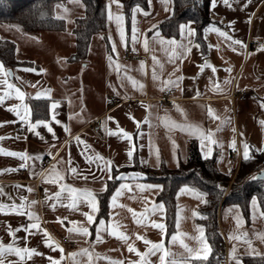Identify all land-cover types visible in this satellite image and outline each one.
<instances>
[{"label":"crops","instance_id":"1","mask_svg":"<svg viewBox=\"0 0 264 264\" xmlns=\"http://www.w3.org/2000/svg\"><path fill=\"white\" fill-rule=\"evenodd\" d=\"M148 2V1H147ZM109 0H106V5ZM121 4V3H120ZM122 5V4H121ZM136 6V5H135ZM134 7V6H133ZM132 7V8H133ZM141 7V6H140ZM173 0H152L151 6L141 7L143 11L136 14V27L139 43L135 45V56H126V50H132V11L129 23L126 25L123 7H117L116 3L111 4V11L115 14H123V28L125 30L126 45H120L119 33L115 20L109 21L105 6V27L104 32L97 33L109 43L118 45V55L106 54L103 63V84L101 90L91 89L90 91H76L75 87L68 83V73L65 67H77L86 69L93 65L90 63L89 50L88 58L84 61H76L73 57L74 35L72 28L68 29L70 34L64 31H44L36 34H20V44L16 45L17 57L20 61L31 62L29 65H17L11 68V76L7 79L21 89L25 95V102L29 98H35L38 91L50 89L48 104L52 100L58 101L56 116L61 120V124L56 125L52 121L53 133L47 132L43 126L36 128L35 132H30L27 122H21L14 112L8 110L12 104L19 103L14 90L13 95L0 103V149L7 151H26L30 157H35L39 152L43 158L40 160H21L19 157H12L0 153V204L5 206L0 212V240L7 244L12 237L7 232L8 225L13 228L21 223H39L41 230L33 229L35 235L26 234L23 230L17 233L20 238L17 244L20 247L27 244L29 247L37 248L43 256L35 255L31 260H25L22 264H49L48 256L59 258V249L53 251L46 247L43 242V230H47L54 241L59 243L63 237L74 242V247L64 251V259L61 264H111V261H122L128 264L129 261L138 260L135 252L128 251V244L116 236L109 234L107 230L100 233L101 240L96 241L95 228H89V235L70 231V229L87 226L83 212L90 211L88 206L81 202L77 209L69 208L70 200L68 192L61 193L59 200L53 198L56 191H60L61 184H67L78 189H89L99 192L103 185L100 179L93 180L88 174L91 172L98 177L106 174L101 173L98 167L99 161L93 159L88 161L87 157H95L97 154L105 160L111 159L119 165L118 169L132 165L127 163L125 140L117 135H110L109 130H117V124L127 131H134L136 124L129 119L126 113H131L137 120L143 121L148 117L147 123H141V136L135 141L137 147L138 160L141 166L158 168L165 164L168 168L177 167V159L185 161L187 157V147L190 140H195L201 154L200 140L188 130H182L179 125L199 126L207 133L213 132V139L218 144H213L212 156L215 155L216 167L225 174L236 172L238 162L232 160L230 155L235 148L228 145L235 142L239 145L240 161L243 158V143H247L250 148V155L257 152V149H264V27L256 29L254 32V14L264 8V0H230V6L224 4V0H217L215 9L210 7V17L215 22V26L226 32L233 39L243 42L237 45L236 51L232 50L231 42L226 37H220L216 32L205 33L207 48L202 52L200 48L194 47L196 43L192 39V51L183 57H170L168 55L172 49L167 51L161 46L151 41L152 26L157 25L162 19L172 13ZM144 13H147L145 15ZM231 22V26H229ZM194 28L192 23H182ZM109 35L112 42L108 40ZM162 36H164L161 33ZM149 37V51H145L142 41ZM176 41L188 43L187 27L183 36L181 29ZM49 39L46 41V39ZM67 39L71 43V48L67 51L60 42ZM51 40V41H50ZM249 41H262V45L249 47ZM40 43V47L46 48L44 51H31L30 44ZM211 45V47H209ZM219 45V48L216 46ZM67 51V52H66ZM109 55L112 56L113 63L109 66ZM153 56L156 60H153ZM207 59L216 68L213 73L210 68L201 71L198 67L200 63ZM143 61V67H141ZM117 63L120 65L117 70ZM1 64V63H0ZM230 68L231 71H225ZM25 69H36V71H25ZM44 69L43 72L39 71ZM76 71H78L76 69ZM155 71L156 78H153ZM3 72L7 73L3 66ZM185 77L179 87L167 86L165 81L174 80L179 76ZM132 77L129 80L128 77ZM19 77V79H17ZM0 73V79H3ZM225 81H229L225 83ZM219 85V90H214ZM90 85L88 84L87 87ZM4 86L0 84V95L4 94ZM248 91L247 98L242 101L231 100L232 92ZM197 92L200 94L197 95ZM118 100V102H116ZM29 104V103H28ZM30 105V104H29ZM31 107V106H30ZM213 110L210 116L208 108ZM113 117L108 120L107 117ZM34 122V119H33ZM97 122L99 129H94L93 124ZM64 125L69 131L64 130ZM175 125V126H174ZM219 130L217 131V129ZM242 134V135H241ZM88 145L78 143L76 137ZM174 141V143H173ZM143 144L144 147L139 145ZM49 148L51 155L48 154ZM157 153L160 164L157 166ZM202 156V154H201ZM211 156V157H212ZM69 157L72 158V166L77 168L76 173L69 170L67 163ZM175 157V158H174ZM148 163H141V160ZM49 160L50 164L43 169L40 162ZM26 166L21 168L20 164ZM121 172V171H120ZM132 172V171H123ZM57 173L62 179H57L56 183L51 180L56 178ZM119 173H117L118 175ZM88 176L87 179H84ZM37 180V184L36 181ZM131 185V189L123 190V194L118 197L116 204L108 207L105 216L106 225L118 226V230L128 236V243H133L140 251H145V244L142 240H137L136 235L145 236L148 240L157 242L161 239L159 229L151 227V221L165 222V213L147 214L144 224H137L133 217L134 210L137 214L143 212L146 207H151L152 203H159L156 196L159 190L136 189L131 181H125ZM140 183L157 184L139 180ZM37 187L42 190V197L36 196ZM29 189H32L29 191ZM114 191V189H113ZM112 193L110 194V196ZM21 197L25 198L22 211L23 216L11 212L8 208L11 204L21 205ZM146 198V199H145ZM35 201L36 203H32ZM176 213L177 207L180 209L179 227H177L175 216L174 231L164 237L165 246L177 255L184 252L180 246L179 239H183L189 246L195 247L196 243L185 236H179L175 243L169 244L173 233H187L189 236L195 235V225H201L197 217H192V211L204 203L191 195L175 196ZM249 201V218L247 219L240 208H234L236 204H227L220 208L218 222L222 236L224 237V258L222 264H236L234 259H230L229 252L233 245L237 248V256L242 260V256L248 255L247 245L242 241L229 239V234L233 237L238 234L247 233V239L252 241L255 249L264 253V242L258 238V234L264 233V212L259 205L258 211L253 219V210ZM259 204V203H258ZM123 205V207H121ZM231 209V211H229ZM33 213V219H29L27 213ZM242 217V223L237 227L235 217L237 214ZM59 218V219H58ZM28 236L27 240L23 238ZM81 249H88L92 253V260L89 262L87 254L78 255L75 259L70 258L68 253H79ZM252 256V255H249ZM108 257L110 259H105ZM7 259L15 264L17 257L8 255ZM153 264H159L158 255L150 257ZM243 264V261H242Z\"/></svg>","mask_w":264,"mask_h":264},{"label":"snow or ice","instance_id":"2","mask_svg":"<svg viewBox=\"0 0 264 264\" xmlns=\"http://www.w3.org/2000/svg\"><path fill=\"white\" fill-rule=\"evenodd\" d=\"M75 3H80L81 0H73ZM116 3L117 7L122 8L123 5L120 4V0H109V3L106 5L107 9V18L109 21L115 20L117 25V32L119 33V43L120 45H126V39H125V30L123 28V20L124 16L123 14H113L111 11V4ZM152 0H148V5L151 6ZM217 4V0H210V7L215 9ZM224 4L226 6H230V0H224ZM84 6V5H82ZM57 7H62V5H57ZM65 12L68 10L65 8ZM132 37H131V43L133 45L132 50L136 51L135 45L139 43V37H138V30L136 27V14L137 12L143 11L139 5L134 6L132 9ZM147 15V13H144ZM43 15V13H41ZM62 18V17H57ZM231 26V22L229 24ZM187 27L188 31V43L184 42H177L175 38H165L161 35L160 31L158 30L156 25L152 26V36L151 41L158 43L161 46V49L164 51H167V49L170 47L172 49L171 52L168 53L170 57H183L188 55L189 52L192 51V39L197 35V31L195 28L186 26L184 24L180 25L181 29V35L184 34V29ZM205 33L208 32H216L220 37H226L230 42L232 46V50L236 51L237 45L242 46L243 42L238 39H233L230 35H228L226 32L222 31L220 28L216 27L214 24L209 25L204 29ZM149 37H145L142 41L143 47L145 51H149ZM108 40L112 42V37L109 35ZM194 47L199 48L200 44L194 45ZM211 47V45H209ZM219 48V45L216 46ZM264 50V45L261 46V49ZM112 53H116L118 55V45L115 42H112ZM109 66L113 63L112 56L109 55ZM153 60H156V57L153 56ZM117 70H119L120 65L117 63L116 65ZM141 67H143V61H141ZM199 69L203 71L205 68H210L213 73L216 72V68L209 63L207 59H204L202 63L198 65ZM25 71H36V69H25ZM39 71L43 72L44 69H40ZM225 71H231L230 68H226ZM0 73H3V79H0V84L4 86V94L0 95V103L8 99L10 96L13 95V90L16 99L19 101V103L12 104L8 107V110L11 112H14L15 115L19 118V120L23 122H27V128L30 132H35L37 136L40 135L39 132H36V128L39 126H43L47 129V132L53 133V125L52 121L55 122L56 125L61 124V120L57 118L56 116V109L58 108V101L52 100L50 104H48V115L46 118L43 119H35V115H38V113H34V109L30 107L28 103L25 102V93L21 91L19 87H17L15 84L9 82L7 79L8 76L12 75L9 73L3 72V65L0 64ZM153 78H156L155 71L153 72ZM19 79V77L17 78ZM129 80H132V82L135 84V81L132 77H128ZM185 79L182 75L177 77L174 80H167L165 81V85L167 86H176L179 87L181 84V81ZM229 81H225V83H228ZM214 90H219V85H216ZM200 93L197 92V95ZM41 97H46L48 99H51L50 97V89H43V91H38L35 95L36 99H40ZM264 106V104H262ZM208 113L210 116L213 115V110L209 107ZM126 115L129 117L130 120H132L136 124V128L134 131H127L123 127H120L119 124H117V130L112 131L109 130L110 135H117L120 139H123L126 141L128 147L126 148V156H127V163L131 164L135 160L134 152L137 147L135 141L138 140L141 136V129L140 125L141 123H147L148 117L145 116L143 121L137 120L134 116L131 115V113H126ZM34 119V122H33ZM108 120H112L113 117L109 116L107 117ZM261 124H264V121H261ZM175 126V125H174ZM182 130H188L190 133L194 136H197L200 140L201 145V154L202 158L209 159L212 156V145L218 144L219 142L217 140L213 139V132L211 130H208L207 133L203 129H201L199 126L194 125H179ZM64 130L67 132L69 131L68 126L64 125ZM219 128L217 129V131ZM242 135V134H241ZM76 141L78 143L84 144L85 148L88 147L86 142L81 141L80 137L77 136ZM174 143V141H173ZM141 148L144 147L143 144L139 145ZM230 148H235V142H232L228 145ZM250 146L247 143H243V158L244 160L252 159V156L250 155L249 151ZM257 151H264V149H257ZM0 153H3L4 155L12 156V157H19L21 160L27 161L29 159H35L40 160L43 158L41 153H37L35 157H30L26 151H7L4 149H0ZM48 154L51 155V149L49 148ZM175 158V157H174ZM88 161L91 162L93 159L99 161L98 167L100 169L101 173L106 174L100 175L99 177L93 173H89L88 175L91 176V178L95 181L97 179H100L103 181V185L99 192H93L89 189H78L75 187H72L67 184H61L60 185V191H56L53 194V198L56 200H59L61 197V193L63 191L68 192V199L70 200V203L68 205L69 208L77 209V206L84 202L90 211L83 212L82 215L86 218V224L87 226H82L79 228L70 229V231H75L79 233H83L84 235H89V228L93 227L95 228L96 232V241L99 242L101 240L100 233L102 230H107L110 235L118 237L120 240L125 241V243L128 244V251L129 252H135L137 257H139L138 260L135 261H129L128 264H153V261L150 259L152 256L158 255L159 257V264H196V262H199V264H205V262L208 261V257L210 253L212 252V246L209 243L206 234L205 229L202 225H195V235L189 236L187 233H173L172 239L168 242L169 244L175 243L179 236H185L190 240L195 241L196 246L192 247L189 246L188 243H185L183 239H179L180 246L184 249V252L177 255L176 253L172 252L169 247L165 246L164 237L166 236L168 225L165 222H158L156 220L151 221V227L155 229H159L161 234V239L157 242H153L151 240H148L145 236L137 234L136 239L142 240L145 244V251L140 252L133 243H128V236L125 235L123 232L118 230L117 227H113L111 224L107 226L106 225V219H105V200L101 199V195L104 197H107V205L109 208L114 206L116 204V201L118 197H120L123 194V190L125 189H131V185L129 183H126L125 181H131L136 189H139L141 192L144 190H163V186L160 184H149V183H140L137 182L140 180V178L143 176V173L138 171H132V172H119L117 175V169L119 168V165L115 164L113 160L107 159L105 160L103 157L99 156L97 154L95 157H87ZM159 154L157 153V166L160 164ZM69 165V170L72 173L77 172V168L72 166V158L69 157L67 161ZM141 163L147 164L148 162L145 160H141ZM25 164H20L19 167L23 168L25 167ZM177 167H179V160L177 159ZM88 176H85L84 179H87ZM57 179H62V177L57 173L56 178L52 179V183H56ZM257 179L264 180V171L260 172L259 175H253L249 177V180L255 181ZM108 181H114L115 183L112 185L108 184ZM216 188L218 190V194L222 195L224 192V189L220 185H216ZM114 189V191H113ZM32 189H29L31 191ZM111 192L112 195L108 197V193ZM191 195L194 198L200 200L201 203H207L205 200V197L208 195L206 192H202L197 188L190 187L188 185H182L179 187L178 191L176 192L177 198H179L181 195ZM146 199V198H145ZM21 205L17 206L16 204H11L8 206L11 212L17 213L18 215L23 216L25 213L22 211L24 207V201L25 198L21 197ZM32 203H36L35 201H32ZM250 206L253 210V219H255V213L259 209L258 199L255 195L251 197ZM123 207V205H121ZM234 208H238V205H234ZM5 209V206L3 204H0V212H3ZM130 212H132V215L134 218L139 215L140 219H136L137 224H144L145 219L147 218V214L154 213V214H162L165 213V204L163 201H160L159 203L153 202L151 207H146L143 212H140L137 214L134 210L128 209ZM231 211V209L229 210ZM108 215H112L111 212L108 213ZM261 216H264V212H260ZM27 216L29 219H33V213L28 212ZM200 217L201 219H206V217L201 216V214L193 210L192 211V217L195 219L196 217ZM59 219V218H58ZM237 221V227L240 226L242 223V217L237 214L235 217ZM179 221H180V209L177 207V213H176V222L177 227H179ZM41 230V225L39 223H21L18 227L13 228L11 225H8V228L6 229L9 236L12 237V239L5 244L2 240H0V264H14L12 260L7 259L8 255H15L18 259L15 262V264H22L23 261L31 260L33 256L40 255L43 256V253L39 252L37 248L29 247L27 244L25 246L20 247L17 244V240L20 239L17 236V233L21 230H23L26 234L35 235L36 233L32 232V230ZM258 238L261 240V242H264V233L258 234ZM24 240L28 239V236L26 235ZM229 239H235L237 241L242 240L247 245V252L246 254L252 255V256H260L262 259H264V253H261L257 249H255L252 245V241L250 239H247V233L238 234L236 236H232L229 234ZM42 242L46 247L51 248L53 251L59 249L61 255L59 258H53L52 256H48L49 264H61V260H63L64 257V249L61 247V245L54 241V239L49 235L47 230H43V238ZM237 248L235 245L231 248L229 252L230 259H234L236 261V264H242V260L237 256ZM81 254H87L89 257V262L92 260V253L88 249H81L79 253L73 252L68 253L67 255L75 259L78 255ZM105 259H110L108 257H104ZM111 264H123L122 261L113 260L111 261Z\"/></svg>","mask_w":264,"mask_h":264},{"label":"trees","instance_id":"3","mask_svg":"<svg viewBox=\"0 0 264 264\" xmlns=\"http://www.w3.org/2000/svg\"><path fill=\"white\" fill-rule=\"evenodd\" d=\"M68 0H0V23L14 24L23 33L36 34L44 31H64L66 23L63 18L53 14L55 4ZM148 0H120L126 25L130 20L131 9L135 5L146 8ZM84 5L82 15L75 17L72 32L74 35V53L76 60L84 59L87 55L92 37L104 32L106 0H81ZM210 0H173L170 16L162 19L156 25L160 33L167 37H177L182 23H192L197 31L194 42L200 44V50L206 51L207 43L204 29L215 24L210 17ZM43 13V15H41ZM152 32V30H150ZM0 63L6 68L17 65H29L31 62L20 61L17 57L16 45L9 39L0 38ZM28 103L34 109L35 119H43L48 115V100L29 98ZM135 160L129 167L117 169L120 171H138L143 173L140 178L146 182L163 186L156 199L165 204V223L168 225L166 236L175 228L176 201L175 196L179 187L188 185L208 193L207 203L198 208V212L206 219L197 217V221L204 227L206 237L212 246V252L205 264H222L224 258V240L220 231L218 214L221 207L227 204L240 206L243 215L249 218V201L253 195L264 210V180H249V177L264 169V151L252 153V159H242L236 172L225 174L218 170L215 155L209 159L202 158L195 140H190L187 147L185 161L179 162V167L168 168L165 164L154 169L140 165L137 153ZM114 181H108L109 185ZM216 185H220L224 192L218 194ZM111 192L108 193L110 197ZM104 213L108 214L107 197ZM243 264H264L260 256H242ZM199 264V262H196Z\"/></svg>","mask_w":264,"mask_h":264},{"label":"rangeland","instance_id":"4","mask_svg":"<svg viewBox=\"0 0 264 264\" xmlns=\"http://www.w3.org/2000/svg\"><path fill=\"white\" fill-rule=\"evenodd\" d=\"M57 5H62V7H57ZM82 2L75 3L73 0H68L64 3H58L55 4L53 7V14L56 17H62L65 20L66 23V29L65 34H70L68 29H71L74 25V19L75 17H78L82 15L83 13V6ZM67 9L68 11L65 12L64 9ZM254 22H253V29L254 32L256 29L264 27V8L258 12V10L254 14ZM23 31H21L16 25L14 24H4L0 23V38L9 39L18 45L20 44V34H22ZM49 39L47 38L46 41ZM51 41V40H50ZM61 46L66 49L67 51L71 48V43L67 39L60 42ZM40 43L33 42L30 44L31 51L35 52L38 50H41V52H45L43 46L40 47ZM89 61L93 65V73L91 66L87 67L86 69H80V66L77 67H65V71L68 73V83L70 86L75 87L74 90L76 91H90L91 89L95 90H101L102 84H103V72L101 70L103 69V63L105 55L107 54H114L111 52V48L109 49V43L106 42L102 37H99L98 35H94L90 41L89 45ZM66 51V52H67ZM133 52V50H131ZM74 53V52H73ZM134 53V52H133ZM135 56V54L133 55ZM115 57V54H114ZM88 58V52L84 59L76 60V61H84ZM76 69L78 71H76ZM10 69L6 68L7 73H9ZM88 84L90 85L89 87ZM224 239V237H223Z\"/></svg>","mask_w":264,"mask_h":264},{"label":"built area","instance_id":"5","mask_svg":"<svg viewBox=\"0 0 264 264\" xmlns=\"http://www.w3.org/2000/svg\"><path fill=\"white\" fill-rule=\"evenodd\" d=\"M262 41H249L248 42V46L249 47H255V46H260L262 45ZM125 55L126 56H133L134 53L131 51V50H126L125 51ZM247 95H248V91L246 90H243V91H240V92H232L229 96V98L231 100H238V101H242V100H245L247 98ZM116 102H118V100H116ZM93 128L94 129H99V125L97 122H94L93 124ZM231 159L232 160H235L238 162H240V156H239V145L237 144L235 146V149L232 151L231 155H230ZM50 164V161L48 160H43L40 162V165L42 166L43 169H45L48 165ZM36 184H37V180L35 181ZM43 193H42V190L40 188L37 187V190H36V196L38 198L42 197ZM59 244L61 245V247L64 249V251H68L69 249L73 248L74 247V242L63 237L59 240Z\"/></svg>","mask_w":264,"mask_h":264},{"label":"water","instance_id":"6","mask_svg":"<svg viewBox=\"0 0 264 264\" xmlns=\"http://www.w3.org/2000/svg\"><path fill=\"white\" fill-rule=\"evenodd\" d=\"M8 72H10V73H11V70H9ZM10 76H11V75H10ZM262 171H264V169H262V170L258 171V172L256 173V175H259V173H260V172H262Z\"/></svg>","mask_w":264,"mask_h":264}]
</instances>
